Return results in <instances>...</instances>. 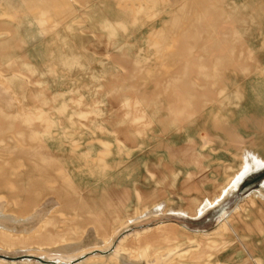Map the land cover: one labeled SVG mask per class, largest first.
I'll return each mask as SVG.
<instances>
[{"label": "rangeland", "instance_id": "rangeland-1", "mask_svg": "<svg viewBox=\"0 0 264 264\" xmlns=\"http://www.w3.org/2000/svg\"><path fill=\"white\" fill-rule=\"evenodd\" d=\"M0 264H264V0H0Z\"/></svg>", "mask_w": 264, "mask_h": 264}, {"label": "bare ground", "instance_id": "bare-ground-1", "mask_svg": "<svg viewBox=\"0 0 264 264\" xmlns=\"http://www.w3.org/2000/svg\"><path fill=\"white\" fill-rule=\"evenodd\" d=\"M260 163H262V162H260ZM257 165H259V163H258V161H257ZM246 174V173H245ZM241 177V176H240ZM239 178V177H238ZM238 180V179H237ZM229 185V184H228Z\"/></svg>", "mask_w": 264, "mask_h": 264}]
</instances>
